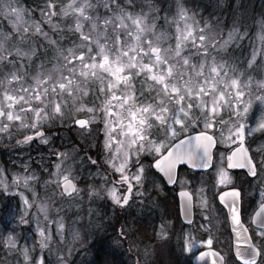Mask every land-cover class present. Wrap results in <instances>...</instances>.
I'll return each instance as SVG.
<instances>
[{
  "label": "snow or ice",
  "instance_id": "obj_1",
  "mask_svg": "<svg viewBox=\"0 0 264 264\" xmlns=\"http://www.w3.org/2000/svg\"><path fill=\"white\" fill-rule=\"evenodd\" d=\"M0 20V139H15L18 147L48 145L53 127L67 124L99 141L73 146L71 154L54 150L53 170L40 166L46 178L26 163L9 184L0 169V190L15 189L20 201L10 218L15 227L32 228L27 235L0 230L9 255L22 257L23 264H67L71 247L60 214L81 208L75 201L83 202L85 189L77 181H102L87 184L89 203L107 197L127 208L150 196L154 170L184 188L189 181L177 175L186 164L205 170L197 174L201 185L213 179V199L227 208L235 235V256L243 264H258V258L264 264V204L251 218L257 230L249 234L241 192L234 185L229 191L218 188L231 184L227 170L207 171L219 146L230 152L221 153L229 169L257 175L245 141L264 134V110L259 119L250 116L253 100L264 109V20L247 54L242 44L249 32L241 18L233 15L230 24L204 19L196 0H0ZM197 129V135H188ZM80 151L84 156L77 160ZM147 157L153 162L145 164ZM77 163L80 175L74 177ZM259 165L264 170V159ZM206 191L198 189L199 205L211 212ZM179 195L191 225L192 193ZM94 211L88 209L89 218ZM128 230L122 226L121 236ZM159 235L164 238L163 226ZM72 239H80L79 231ZM203 243L211 249L213 239ZM194 246L190 238L187 251ZM206 257L227 264L217 251L201 252L199 259Z\"/></svg>",
  "mask_w": 264,
  "mask_h": 264
},
{
  "label": "rangeland",
  "instance_id": "obj_2",
  "mask_svg": "<svg viewBox=\"0 0 264 264\" xmlns=\"http://www.w3.org/2000/svg\"><path fill=\"white\" fill-rule=\"evenodd\" d=\"M219 5L221 8H223L222 4ZM2 23H4V21L0 20V24ZM249 30L250 27H247L248 32ZM259 31L260 28L258 25L255 30L252 29L254 35L252 37L248 36L243 42L242 49L245 54H247L249 51L250 42L253 44L257 43L256 33ZM262 110L264 109H262V106L259 105V102L253 100V108L250 112V116H255L256 119H259ZM248 122L251 123L252 121L249 120ZM69 128L71 127H69L67 124H65L63 127L58 125L54 126L53 129L48 133L51 137L48 145H42L38 142H33L31 145L18 147L15 143V139H0V169H2L8 176L9 184L11 182V174L23 172V165L26 163L29 164L30 171L34 170L36 173L40 174L42 178H46L43 177V173L40 172V166L43 165V167L48 168L50 171L53 170V165L57 162L55 156L53 155L54 150L69 151L71 154V149L73 146L83 149L90 143H99V141L94 140L87 134H81L75 128H71L72 131L62 130ZM197 131H200V129L190 131L188 134ZM72 132H74V134H72ZM53 133H55V135H53ZM74 137L77 138L78 142L75 141L76 139H74ZM71 142L74 145H72ZM245 142L251 144L250 148H252L254 154L257 155L258 162L261 159H264V134L256 132L251 138V143H249L248 140ZM225 152V148L217 146V168L220 167L227 170L228 176L231 178V184L228 185H232L235 180L226 168L224 160L221 162V153H224L225 155ZM88 154L93 155V158H97L91 149H89ZM41 156H43V159H41ZM81 156H84L83 151L76 153L77 160ZM144 162L145 164H150L153 162V160L151 157H147ZM80 168V163H77L75 169L73 170L74 177L80 175ZM84 168L85 171L88 170L86 161L84 162ZM91 171L95 172L96 169L92 168ZM101 171H103V168ZM153 176L156 178L155 183L147 186L150 196L146 200L139 199L137 203H132L131 206L134 205L141 207L144 211H147L148 214L156 215L154 218L156 219L157 231L155 230L154 237L153 235H148L146 233H142L141 235L138 231L139 227L141 228L142 225L146 223L143 222L142 224L138 225L137 215L132 216L130 219H126L121 213L122 208L114 205L113 202L107 197H104L103 199L94 197L91 203L88 202L89 197L87 194V184L92 183L96 186H99L102 181L95 179H89L88 181H77L78 186L85 189V191L81 193L83 202H81L79 199L75 201V203L81 204V208L77 210L75 207H73L71 210H66L60 214L64 217L65 243L71 247V255L67 256V264H192L190 262L191 258L196 252L200 250L202 246L206 245V243L203 242L206 241L210 235L199 233L198 230L202 228L201 226L204 224H208L209 226V220L216 221L217 224L216 232L215 230L211 232L214 234L212 237L213 242L219 244L221 252L227 258V264H237L235 259L233 260L234 257L231 251L230 237L228 235V224L226 223L225 215L221 207L218 206L216 199H213V187L212 183L210 182V178L205 180V182H207L205 186L207 189L205 193V199L208 200L209 206L213 209V211H204L200 207L199 198L197 195L199 187H197L194 193L197 206L199 208V216L196 220L197 224L189 230H183V232H178L177 227V235L175 238L178 240L174 239L173 243L171 244L169 243V240L165 239L167 238L166 236L170 238V233L172 232L173 228V221L171 219V217L175 218L171 212V209H173V203L169 202V206L166 204L167 200H165L164 203L162 202V205H164L162 209L160 202L152 200L151 196L153 193L158 194L159 192V194H162L158 178L154 173ZM182 179L187 180L186 177H183ZM263 180L264 170L261 169L260 176L258 177L256 184L259 186L258 191L262 196H264ZM223 186L226 185H221L219 189L223 188ZM37 190L39 191V188ZM120 190L123 192L124 189L121 187ZM14 193L15 189H12L11 187L7 193L0 190V230H2L5 235L8 231H14L15 234L22 233L27 235V232L32 230L31 226H25L23 228L15 227V220L10 218V213L16 210L17 205L20 202L19 197L15 196ZM41 195H43V193H41ZM262 196H260L256 202ZM168 199L171 198L168 197ZM246 201L248 202L250 209L254 202L251 201L249 197H247ZM69 203L73 202L71 200H65V204ZM89 208L95 210L90 218L88 215ZM251 211L252 209L247 211L246 217L248 219H250ZM50 215L53 219L57 218L54 214ZM202 218L204 220H202ZM124 225H127L129 230L126 231L122 237L120 234V229ZM161 226H163L164 238H161V235H159V233H161ZM73 231H79V240L72 239ZM136 234L137 236H135ZM190 238L195 241V246L192 248L191 252H188L187 246ZM145 239H148L149 243L144 242L143 240ZM139 240H142L143 243L141 244ZM174 242H177L180 252L175 250L176 246L174 245ZM21 244H23V236H21ZM149 245L151 246L149 247ZM175 253H177V255L180 254V258L178 257L179 262L176 261L177 257L175 258ZM62 254H64L63 250ZM0 264H23V258L15 254L9 255L1 243Z\"/></svg>",
  "mask_w": 264,
  "mask_h": 264
},
{
  "label": "flooded vegetation",
  "instance_id": "obj_3",
  "mask_svg": "<svg viewBox=\"0 0 264 264\" xmlns=\"http://www.w3.org/2000/svg\"><path fill=\"white\" fill-rule=\"evenodd\" d=\"M62 130H66V131L71 130L72 131L71 128L62 129ZM72 134H74V132H72ZM245 146L248 147L249 154L253 157V161L257 163V175L254 177L251 176L248 172V169H246V168L229 169L228 168V161L226 159H224V163L226 165V168L228 169L230 175L233 177L235 182H233L232 185L223 186V188H221V189L223 191H229V190H231L232 186L234 185L241 192V202H242V209H243L242 221H243L245 227L248 228L249 234H253L257 229H256V226L254 225V223L252 222L251 218L254 216L255 212L260 207V205L263 203L264 196H262L261 193L258 191L259 186L256 184V181L258 180V177L260 176V171H261L260 166H259V162L257 160L258 159L257 155L254 154V152L252 151V148H250L251 144H248L247 142H245ZM227 155H230V152L226 151L225 156H227ZM217 161H218V155L216 154V149H215L214 159H213V167H212V169H209L207 171L215 172V170H217ZM201 172H203V171H196L194 169H190L186 165L180 166L178 168L177 180L179 181L183 177H186L187 181H189L188 185H186L184 188H182L179 183H177L175 185H171V186L168 185L167 182L165 181V179L163 178V176L161 175V173H158L155 170L153 171L155 176L158 178V182L161 186L162 194H159V192H158V194L153 193L151 196L152 200H156L157 202H160L161 205H162V202L164 203L165 200H167L166 204H168L169 206H170L169 202L173 203V209H171V212H172L173 216L175 217V218L171 217V219L173 221V228H172V232L170 233V238L168 236H166L167 238L165 239V240H169V243H171V244L173 243V240L176 239L175 236L177 235V233H176L177 227H178V229H177L178 232H183V230H189V229L193 228L194 226H196V224H197L196 220L198 219V216H199V208L197 206L196 197L194 196V193H195V190L197 187H199V188L201 186L205 187L206 183H207V182H204L203 185H201V183L197 179V174L201 173ZM233 179H232V181H233ZM210 182L213 184V179L211 177H210ZM263 185H264V180H263ZM220 186L221 185H219L218 188ZM185 190L192 193V197H193V219H192L191 225H189L187 222H185V220L182 216L179 193L181 191H185ZM260 196H262V197L256 202V200ZM168 197H170L172 200L168 199ZM247 197H249V199L254 202L250 209H249L248 202L246 201ZM139 199L146 200V198H144V197H140ZM216 201L218 203V206L221 207V209L225 215V218H226L227 208L219 202L218 197L216 198ZM163 206L164 205H162V209H163ZM251 209H252V211L250 213V219H248L246 217L247 211L251 210ZM121 213H122V215H124V217L126 219H130V218H132V216L137 215L138 225L142 224L143 222L146 223V224L142 225L141 228L139 227L138 231L140 232V234L142 235V233H146L148 235H153V237H154L155 230L157 231L156 219L154 218V216H156V215L148 214V212L144 211L141 207H137L134 205L127 207V208H122ZM144 213H146V214H144ZM202 220H204V219L202 218ZM226 223L228 224V235L230 237L231 251L233 252V247H234V245H233V234L231 231L230 223L228 222L227 218H226ZM204 226H207V228L209 230H205V228L202 227L198 230V232L202 233L204 235L210 234L209 237L212 238L214 236V234L211 232L214 230L216 232V230H217L216 221H211L209 226H208V224H204ZM131 230H132V228H131ZM137 234L135 236H137ZM151 240H152V238H151ZM176 240H178V239H176ZM139 241L141 244L143 243V241L149 243L148 239H145L143 241L139 240ZM254 242L257 243V245L260 244V242H258V241H254ZM174 245L176 246L175 250L180 252V250L178 249L177 242H174ZM150 246L151 245H149V247ZM204 249H210V248L207 245H205V246H202L199 251L204 250ZM211 249H216V250L221 251L219 244L214 243V242H213V246ZM173 253H174V251H173ZM179 255L180 254L177 255V253H175V258L177 257V260H176L177 262H179V258H180ZM192 258L190 261L191 263H192Z\"/></svg>",
  "mask_w": 264,
  "mask_h": 264
},
{
  "label": "trees",
  "instance_id": "obj_4",
  "mask_svg": "<svg viewBox=\"0 0 264 264\" xmlns=\"http://www.w3.org/2000/svg\"><path fill=\"white\" fill-rule=\"evenodd\" d=\"M196 3L203 6L204 19L219 17L222 22L227 19L230 24L233 15L241 18L243 25L250 27V37L254 35L252 29L255 30L259 22L264 20V0H196ZM74 139L78 142L76 137ZM71 144L74 145L72 142Z\"/></svg>",
  "mask_w": 264,
  "mask_h": 264
},
{
  "label": "water",
  "instance_id": "obj_5",
  "mask_svg": "<svg viewBox=\"0 0 264 264\" xmlns=\"http://www.w3.org/2000/svg\"><path fill=\"white\" fill-rule=\"evenodd\" d=\"M198 134V132H195V133H192V134H189V135H192V136H195V135H197ZM214 150L215 149H213L212 150V164H213V159H214ZM186 165V164H185ZM182 166V165H181ZM188 168H190V169H193V168H191V166L190 165H186ZM194 170H196V171H205V170H201V169H194ZM162 176H163V174H161ZM164 179H165V181L167 182V179L165 178V177H163ZM168 184V183H167ZM168 185H170L171 186V184H168ZM180 204H181V197H180ZM262 204H264V201H263V203ZM261 204V205H262ZM261 205H260V207H261ZM260 207L257 209V211L256 212H259L260 211ZM181 210H182V216H183V218H184V220H185V216H184V209L182 208V206H181ZM255 212V213H256ZM254 216H255V214H254ZM253 216V217H254ZM262 218H264V217H262ZM193 219V208H192V216H191V220ZM185 222H187L186 220H185ZM259 221H257V223H258ZM254 225L256 226V223H254ZM231 227V226H230ZM233 234V245H235V235H234V233H232ZM1 244V243H0ZM209 251H217V252H219L221 255H223L219 250H216V249H205V250H202V251H200V252H198L194 257H193V259H192V264H212V258L211 257H206L204 260H200L199 259V256H200V254H201V252H209ZM233 254H234V256H235V247H233ZM224 256V255H223ZM225 257V256H224ZM235 258H236V260L238 261V263H240V264H243V262L239 259V257H236L235 256ZM259 260H260V258H258V262H259Z\"/></svg>",
  "mask_w": 264,
  "mask_h": 264
}]
</instances>
